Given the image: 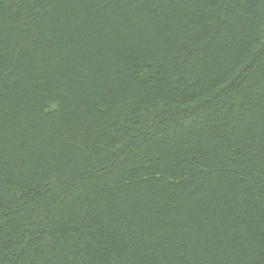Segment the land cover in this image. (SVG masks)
<instances>
[{
  "label": "trees",
  "instance_id": "1",
  "mask_svg": "<svg viewBox=\"0 0 264 264\" xmlns=\"http://www.w3.org/2000/svg\"><path fill=\"white\" fill-rule=\"evenodd\" d=\"M0 264H264V0H0Z\"/></svg>",
  "mask_w": 264,
  "mask_h": 264
}]
</instances>
